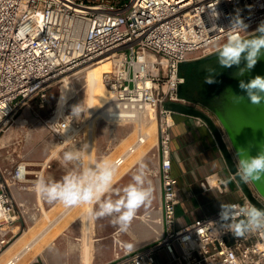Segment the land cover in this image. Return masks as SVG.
<instances>
[{"label":"built area","instance_id":"1","mask_svg":"<svg viewBox=\"0 0 264 264\" xmlns=\"http://www.w3.org/2000/svg\"><path fill=\"white\" fill-rule=\"evenodd\" d=\"M237 18L247 25V33L238 34L250 38L264 24V0H0V134L11 130L28 101H44L53 81L108 58L112 69L104 81L111 101L103 120L118 125L156 122L161 162L155 174L162 188V217L156 222L162 230L153 243L134 251L119 241L116 258L108 264H161L157 255L162 251L169 255L165 264H264V231L234 236L219 225L220 209L183 226L177 219L180 186L171 146L177 112L170 105L183 103L214 116L208 107L181 97L185 78L180 67L218 51L234 34L230 28ZM28 123L24 120L21 127ZM197 123L210 128L201 116ZM44 125L61 148L84 136L83 123L72 114L54 115ZM147 136L139 135L138 126L132 144L112 160L123 161L118 171L145 147ZM30 167L24 160L8 173L0 167V198L7 209L0 215V254L17 237L14 225L27 213L11 187L29 190ZM50 168L52 159H46L34 180ZM253 195L255 202L245 195L229 204L264 209V199L255 191ZM18 261L15 257L6 264Z\"/></svg>","mask_w":264,"mask_h":264},{"label":"crops","instance_id":"2","mask_svg":"<svg viewBox=\"0 0 264 264\" xmlns=\"http://www.w3.org/2000/svg\"><path fill=\"white\" fill-rule=\"evenodd\" d=\"M188 107L197 109L192 106ZM197 110L206 115L202 110ZM175 115L176 125L172 131L171 142L173 152V174L179 179L180 204L177 208V219L178 225L183 226L199 217L215 213L220 209L221 203L229 204L243 199L246 195L245 187L248 186L249 183L242 182L238 175H234L233 172L230 171L211 127L200 126L197 123L196 116L179 112ZM210 118L214 121L216 127L221 129L216 118L214 116ZM19 125H21L20 122ZM45 129L48 130L47 128ZM49 131L50 130H48V132ZM132 131L133 129L131 127L128 129L121 125L108 124L102 127L98 126L95 163H97L96 158L100 160L106 155L111 158L113 154H116L113 157L114 159L116 156L120 155L122 152L117 151L119 149L118 147L122 146V140L129 137ZM49 134L51 133L49 132ZM23 135V137L22 135L18 136L16 140L8 146H13L15 147V151H18L17 149L21 150L24 144L26 152L30 153V151L27 150L31 149L30 146L33 144V141H31L33 139L30 137L31 133L26 132ZM51 135L53 136V134ZM83 139L84 138H81L77 144H71L62 148L58 156L52 158V168L44 172L46 179L50 181H60L63 176L84 169V165L81 164V160L84 157L83 155L79 161H72L67 164L63 162L64 153L66 151L75 152L79 150L84 145V143L81 145ZM44 145L46 148L50 149L52 147L55 148V150L59 147L54 136L52 140L44 143ZM26 152L23 154L20 152L18 154V159L20 158V161L24 160L28 162L31 166L30 170L32 174L29 178L32 182L29 185V190L21 191L17 186L11 187L16 201L18 203H25L27 211V213L23 214V219H19L14 225L17 234L24 233L30 230L31 226H37L42 223V220H40L42 216L41 209L40 211L36 210V208L39 207V195L34 189V172L38 171L39 165L48 159L53 153V150L52 152L51 150L50 152H33V154L31 153L29 155ZM129 159L125 166L126 168L123 167L125 170L121 171V168V170L118 171L119 174H117L114 179L113 187L111 191L106 194L105 198H111L113 200L119 198V195L122 194L123 187L131 182L132 175L137 168L136 165L141 160L148 164V175L154 188V198L150 205L141 207L137 211L136 216L128 226V230L126 232H121L119 226L113 223L114 217L89 219L85 212H81L74 215L71 219L66 220V217L73 210L72 208H66L62 210L63 212L61 211L56 214L57 216L53 219L49 231L46 232L52 233L59 224L65 221L56 232L58 235L44 246L43 254L35 258L34 262L31 264H86L83 255L84 233H94L95 237L92 248L93 256L90 264H108L114 261L116 258L115 251L118 250L117 244L119 241L125 245L126 250L134 251L141 248V246L144 247L153 243L158 238L159 232L162 230V225L156 222L158 218L162 217V188L160 179L155 174L159 171L158 168L161 162L158 147L155 144L147 150L146 154L141 158ZM14 161L16 160L14 159ZM206 180L210 183H207ZM211 180L215 181V185L211 183ZM203 182H206L205 186L202 185ZM43 202L47 210L55 209V211H57L63 207L59 202L49 203L44 199ZM147 214L151 215L150 220L144 218ZM53 225L55 226L54 228ZM157 260L161 264H165L169 261V255L166 251H162L157 255Z\"/></svg>","mask_w":264,"mask_h":264},{"label":"clouds","instance_id":"3","mask_svg":"<svg viewBox=\"0 0 264 264\" xmlns=\"http://www.w3.org/2000/svg\"><path fill=\"white\" fill-rule=\"evenodd\" d=\"M230 30L234 33L218 49L217 60L222 68L239 67L245 62V67L240 68L237 75H243L246 70L252 69L261 56H264V24H261L255 34L250 38H242L238 33H247V25L238 18L233 21ZM213 70L205 83H215ZM239 87L246 93L248 100L253 105L264 101V77L256 76L248 82L240 81ZM236 102L244 99L243 96H234ZM80 113L75 107L73 114ZM88 146L83 145L79 150L66 151L63 162L79 161L87 152ZM236 169L240 180L248 183L264 176V147L256 156L249 155L240 149L235 153ZM123 161H110L102 158L95 166L84 168L80 171L67 174L60 181H50L40 174L34 182L36 193L49 203L59 202L65 208L84 206V211L89 219L99 217H114L113 223L119 226L121 232H126L137 211L150 205L154 198V188L149 178V167L143 160L139 161L131 182L122 189L119 198L113 200L105 198L113 187L114 179L119 166ZM0 198V215L7 209L2 206ZM98 205V207H97ZM238 208V213H237ZM237 214L241 217L236 220ZM219 225L231 231L234 236H244L246 233L264 231V209L252 205L236 206L228 203L220 204Z\"/></svg>","mask_w":264,"mask_h":264},{"label":"water","instance_id":"4","mask_svg":"<svg viewBox=\"0 0 264 264\" xmlns=\"http://www.w3.org/2000/svg\"><path fill=\"white\" fill-rule=\"evenodd\" d=\"M217 52L194 60L209 61L217 58ZM245 67L241 62L239 67H220L213 91L209 95V101L213 105V115L218 121L220 128L216 127L214 121L197 109L179 103H172L171 108L179 113L193 115L205 119L211 127L213 134L220 146L225 161L233 174H237L235 153L243 149L249 155L256 156L264 147V101L259 105H253L246 93L239 87L240 81H250L256 76L264 77V56H261L256 65L246 70L243 75H237L240 68ZM234 96H243L244 99L236 102ZM251 187H245L246 196L253 202V192H257L264 199V176L258 180L250 181Z\"/></svg>","mask_w":264,"mask_h":264},{"label":"rangeland","instance_id":"5","mask_svg":"<svg viewBox=\"0 0 264 264\" xmlns=\"http://www.w3.org/2000/svg\"><path fill=\"white\" fill-rule=\"evenodd\" d=\"M194 55L195 54H190L188 56L192 57ZM190 62H192V61L183 63V65H182V70H183V73L185 75H188L189 72H190V69H191ZM214 66H218V67L220 66L218 64L217 58H214L212 60H209L207 62H204V63L200 64L198 69H203L204 70V69H207V68H210V67H214ZM82 75H83V73L78 74L76 76H72L71 79H73V82L75 84V90L77 91V93L74 94V96L69 98V100L66 103L65 113H63V115L60 116V117H63V116L65 117L66 115H71L72 114V116H74L78 121L82 122L83 124H85V123L89 124L90 123V116H89L88 112L83 111L84 110L83 108H84V104H85V95L86 94H84V90L82 91L83 85L81 84L82 81L80 80ZM69 76H71L70 73L66 74L61 79L53 81L50 84L49 88L47 89V93L48 94L46 95V98L44 99V101H42L40 97H35V98L31 99L30 101H28L17 112V114L15 115L16 123L13 125V127H11V130H8L5 133L1 132V134H0V142H1V139H2V144H3L2 147L3 148H0V167H1V169L3 171L7 170V173H8V171L12 170V168L15 167L16 164L20 161V158L18 159V154L20 152H22V154L24 152H26L24 144L22 145V149L21 150L17 149L18 151H15V149H14L15 147L8 146V145H10V143H13V141L16 140V138L18 136L22 135V137H23L24 136L23 134L26 133V132H30L31 133L30 137H31V139H33V140H31V141H33L32 142L33 143L32 146H30L31 149L27 150V151H30V153L26 152V153H28V155L31 154V153L33 154V152L34 153L35 152H42V151L50 152V150H51V152H52V150L55 151V148L51 147L49 149V148H46L45 145H44V143L52 140V137H53L51 134H49L48 130L45 129L46 127L44 125V122L47 119L52 118L54 115H58L59 103H60V100H61V97H62V91H63V85H64V81L63 80L66 77H69ZM75 107H79L80 113L78 114V116L73 114V110H74ZM26 119L29 122L28 125L21 128V125H19V122L21 123V120H26ZM108 124L110 125V123L104 121L103 119H100L96 125H97V127L98 126L102 127V126L108 125ZM121 126H125L128 129H129V127H131L133 129L132 134H130V136L127 137L128 140H129L127 142V146H125V147L121 146L117 150V151H121V152L123 151L124 152L127 149L126 147H129L132 144V142L134 141V139L136 138L138 125L129 124V125H121ZM88 128L89 127L87 125L83 129L84 136H82V138H84V139H83V142L81 143V145H83V143H84V145L88 146L89 142H86L88 140L87 139L88 138V134L87 133L89 132ZM145 130L146 129H144V131ZM21 132H23V133H21ZM22 137H20V138H22ZM94 144H95L94 145V148H95L94 156H96L97 128H96V131H95V143ZM88 147H90V145ZM89 152H90V148H88L87 152L83 154L84 157L81 160V164L84 165V168H88L89 167V163H90V158H89L90 154H89ZM58 153L55 156H58ZM114 155H116V154H113L112 157L109 158L110 161L113 160ZM106 156H108V155H106ZM14 159L17 161V163H16V161H14ZM98 160L99 159L96 158V162ZM123 169L124 168H122V170ZM248 183H249L248 186L251 187L250 182H248ZM64 209H66L64 206L61 209L57 210V211H55V209H52L51 218L54 219L55 216H57L56 214L60 213ZM81 212H85L84 211V206L74 207V209L66 217V220L71 219L74 215H77V214H79ZM40 218H41L40 220H42L41 221L42 223L38 224L37 226H34V229L29 230V233H27L26 240L23 242V244L19 245L17 251L14 254H16L18 251H20L23 247H25V245L28 244L33 239V237L36 235V233L38 234L37 236H38L39 239L42 237V235H39V234H43L42 230H44V228H46L48 226L47 224H50V222L46 221V218L42 219L43 218L42 216ZM64 222L65 221H63L61 224H59V226H57L52 231V233L47 234V236L45 237L46 238L45 239L46 240L45 244H44L43 241H41V242H39L38 246L39 247L40 246H42V247L46 246L49 243V241H51V239L56 237L58 235V233H56V232L58 231L59 227H61L64 224ZM30 232H33V233H30ZM22 234L23 233H19L17 235V237L21 236ZM16 238H15V240H16Z\"/></svg>","mask_w":264,"mask_h":264},{"label":"bare ground","instance_id":"6","mask_svg":"<svg viewBox=\"0 0 264 264\" xmlns=\"http://www.w3.org/2000/svg\"><path fill=\"white\" fill-rule=\"evenodd\" d=\"M111 69H112V60L110 58H108V59L102 60L100 62H97V63H95L89 67H86L80 71H77L78 73L76 72L77 75L83 73V75L80 79L82 81L81 84L83 85L82 91L84 90V94H86L83 111L88 112V114L90 116V123L89 124H86V123L83 124L84 128L87 125L89 127L88 128L89 132L87 133L88 134L87 139L89 141L86 139L87 140L86 142H89L88 146L90 145V147H88V148H90L89 167H93L96 164L95 158H94L95 157L94 156V154H95L94 153V151H95V148H94L95 131L97 128L96 124L98 123V121L100 119H106L107 114H109L108 109L110 107V101H111L110 95L111 94L109 92V89H108L105 81H104V77H105L104 74L110 72ZM71 78H72V75L69 77H66L63 80L64 85H63L62 97H61V100L59 103L58 116H62L63 113H65L67 101L69 100L70 97L74 96V94L77 93V91L75 90V84L73 82V79H71ZM23 123H24V120H21V124H23ZM110 124L111 125H117L115 123H110ZM135 125L139 126V135H140V133H142V135H144V134L148 135L147 136V143H146L145 147L141 146V148H139L137 150L138 152H136L134 155H132L129 160H131L132 158L133 159L141 158L142 156H144L146 154L147 150H149L151 147H153L157 143V134L158 133H157V125H156L155 121H152V123H150V124L149 123L145 124L144 122L143 123L139 122L138 124L136 123ZM143 128L146 130L144 131ZM137 129H138V127H137ZM128 141L129 140L127 137L124 138L122 140V143H121L122 147L127 146ZM2 146H3V144H2V139H1L0 148H3ZM126 148H128V147H126ZM60 149H61V147L59 146L55 151H53V153L48 157V159L49 160L52 159L59 152ZM104 158L109 159V156H104ZM134 164H135V162H134ZM131 167H129V168H131ZM124 170H125V168L121 171H124ZM117 174H119V172H117ZM29 182H32V181H29ZM211 183L215 185V181H212ZM38 204H39V207L41 209L43 219L46 218V221L50 222V224H47L48 226L46 228H44V230H42L43 234H39V235H42V237L39 239L37 236L38 234L36 233V235L33 237V239L28 244H26L25 247H23L20 251H18L16 254H14L17 251L19 245L23 244V242L26 240L27 233L29 232V230L24 232L21 236L17 237L16 240L12 241V243L0 254V264H6L10 259H13L15 257H19V261L17 264H31L32 262H34L35 258H37L38 256H41L43 254L44 246L39 247L38 244L41 241H43L45 244V242H46L45 237L47 236V234H50V233H46V232L49 231V228L53 223V219L51 218L52 210L51 209L47 210V208L44 205L43 199L40 196H39ZM72 209H74V208H72ZM56 224H59V223H56ZM90 224H91V222H90ZM54 227L55 226L53 225V228ZM31 229H34V226L33 227L31 226L30 230ZM94 241H95L94 233H84L83 255H84V260H85L86 264H90V262H91V259L93 256L92 255V248H93ZM114 245H115V243H114Z\"/></svg>","mask_w":264,"mask_h":264},{"label":"trees","instance_id":"7","mask_svg":"<svg viewBox=\"0 0 264 264\" xmlns=\"http://www.w3.org/2000/svg\"><path fill=\"white\" fill-rule=\"evenodd\" d=\"M196 61L190 62L191 69L188 75H185L182 70V65L180 67V74L185 78L184 85L180 88V95L181 97L201 103L202 105L208 107L210 110L213 111V105L209 101V95L213 91V83L208 84L205 83L206 76L209 75V69L213 70V74L216 75L220 69V66H214L207 69H198L199 65L204 63L203 61ZM207 62V61H205ZM192 70V71H191ZM190 85V86H189Z\"/></svg>","mask_w":264,"mask_h":264}]
</instances>
